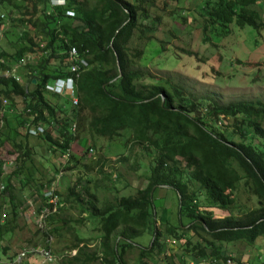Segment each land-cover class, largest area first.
Here are the masks:
<instances>
[{
	"label": "trees",
	"instance_id": "1",
	"mask_svg": "<svg viewBox=\"0 0 264 264\" xmlns=\"http://www.w3.org/2000/svg\"><path fill=\"white\" fill-rule=\"evenodd\" d=\"M260 1L199 0L202 42L229 36L236 26L251 27L255 42L264 45ZM168 5L169 0H162V5L159 0H65L64 5L0 0V28L11 21L18 31L9 41L13 52L0 47V147L9 144L14 160L8 173L9 163L0 158L1 243L17 227L25 204L22 191L28 189L40 201L38 214H45L48 237H59L64 228L73 230L71 223L81 222L66 215L73 208L97 223L98 249L89 250V242L73 232L74 241L66 248L76 252L64 255L61 264H130L133 250L136 264H178L174 258L181 264H227L228 259L246 264L243 253L232 255L231 250L237 244L256 247L264 237V100L222 103L141 69L137 60L144 49L133 42L146 45L156 40ZM177 18L186 21L182 13ZM159 42L162 52L166 41ZM71 47L87 62L77 77L71 72ZM15 65L26 70L24 81L17 68L12 73ZM66 77L75 79L76 106L46 87ZM30 125L42 126L44 132L36 137L47 151L69 153L67 161L78 160L71 148L80 139L90 142L86 152L105 139L139 155L147 153L145 187L112 201L106 198L100 206L96 192L86 184L92 181L85 179L84 184L81 178L65 191L57 184L52 194L58 201L50 203L46 189L55 179L37 176ZM92 162L104 179L111 180L102 155ZM161 186L176 197V210L167 216L162 214L167 208L156 203ZM166 241L177 245L179 256L164 255ZM1 250L7 253L6 246ZM259 259L252 264H259Z\"/></svg>",
	"mask_w": 264,
	"mask_h": 264
},
{
	"label": "rangeland",
	"instance_id": "2",
	"mask_svg": "<svg viewBox=\"0 0 264 264\" xmlns=\"http://www.w3.org/2000/svg\"><path fill=\"white\" fill-rule=\"evenodd\" d=\"M198 1L169 0L167 12L163 16V25L155 34L156 40L146 45L138 41L133 42V46L137 45L144 49V55L137 60V65L154 77L169 79L185 87L188 92L213 96L222 103L236 100H264V45L255 42L256 31L251 27L240 29L233 26L231 35L215 39L211 43H203L200 30L201 16L197 10ZM159 5H162V0H159ZM258 9L264 19V0L260 1ZM172 11L175 13L169 15ZM178 13H182L186 21L179 20ZM5 31L7 36H4ZM14 31L18 32L11 21L0 28V47L3 46L10 53L13 52V48L9 41H14ZM160 40L166 41L165 50L162 52L159 51ZM185 51H190L192 55H188ZM238 60L242 62L239 63ZM18 71L20 81H24L26 70L19 68ZM49 98L54 103L59 101L52 96ZM12 119L13 117H9V120ZM55 134L53 132L54 136ZM83 141L82 139L76 141L71 148L72 155H76L78 160L67 161V156L60 155L59 151H47L45 143L38 137H29V145L33 150L32 157L38 169L37 176L42 179H55L50 190L55 189L58 184V187L65 191L68 186L81 178L84 184L85 179H90L92 182L86 184L90 186V192H96L99 199L96 202L101 206L106 198L112 201L116 196L130 195L136 188L145 187L144 175L147 173L146 163L148 164L149 161L145 157L147 153L143 152L139 155L128 147L124 148L105 139L97 140V148L90 153L85 149L90 144L89 140ZM253 142L255 145H260L259 140ZM10 150L9 144L0 147V158L9 163L5 164L8 173L12 170L14 161L13 156L9 154ZM99 155L105 159L103 169L111 175V180L104 179V176L98 172V165L92 162ZM123 157H126L127 161L123 162ZM63 164L66 166L65 169ZM119 174L120 178H118ZM96 184L98 189L95 191ZM16 185L19 187L18 183ZM111 187L115 188L111 191L106 190ZM22 193L25 200L24 209L20 208L15 230L2 243L0 242V264H61L64 255L72 256L76 252V250L69 252L66 248L74 241L73 232L89 242V250L98 249L100 238L96 228L97 223L87 214L81 215L74 208L69 210L66 215L74 221L78 219L81 222L71 223L73 230L64 228L59 237H48L43 230L45 214H38L40 202L38 197L28 189L23 190ZM157 197V205L167 208L163 211V215L169 214L171 209L176 210V197L172 190L167 187L159 188ZM242 201L246 202L245 196L242 197ZM216 214L219 215V212ZM141 239L147 241L146 237ZM47 244L51 245L48 252L51 253L52 260L43 257ZM2 246H6L7 253L2 252ZM163 248L165 256L171 253L176 256L180 254V249L173 242L166 241ZM238 251L243 253L242 261L246 264L254 263L260 256L259 264H264V237L258 239L256 247H243L237 244L231 253L238 255ZM22 252H25L24 256H21ZM136 255V250L130 252V264H136L134 261ZM174 259L181 264L177 258Z\"/></svg>",
	"mask_w": 264,
	"mask_h": 264
},
{
	"label": "built area",
	"instance_id": "3",
	"mask_svg": "<svg viewBox=\"0 0 264 264\" xmlns=\"http://www.w3.org/2000/svg\"><path fill=\"white\" fill-rule=\"evenodd\" d=\"M51 5H64L65 0H50ZM70 57L73 60V64L71 66V72L73 73L74 77H77L79 73L81 72L82 69L87 67V62L84 59H81L79 57V53L75 47H71L69 51ZM18 68V65H15L12 68V73L14 74L16 72V68ZM74 77H66V78H60L56 79L53 83L47 84V89L56 94H62L67 97H69V100L71 101L73 106H76L78 104V99L76 96V84H75V79ZM6 103V101H3ZM72 132L76 131V125L73 124L71 127ZM29 132L36 136L39 134H42L44 132V128L42 126H36V125H30L29 126ZM70 152V151H69ZM90 153H93V149H89ZM67 157L69 156V153L66 155ZM61 175V174H60ZM1 185V183H0ZM1 188V187H0ZM53 190L46 189V196H49V202L56 204L58 201L57 196H53L52 194ZM53 211H55V208H53ZM48 212V211H47ZM50 250H46L43 253V257L45 256L48 260H52L51 258V253H49ZM25 252L21 253V256H24ZM227 264H231V260H227Z\"/></svg>",
	"mask_w": 264,
	"mask_h": 264
},
{
	"label": "crops",
	"instance_id": "4",
	"mask_svg": "<svg viewBox=\"0 0 264 264\" xmlns=\"http://www.w3.org/2000/svg\"><path fill=\"white\" fill-rule=\"evenodd\" d=\"M164 216H167V215H164ZM188 264H193L192 261L188 262ZM200 264H206V263H200Z\"/></svg>",
	"mask_w": 264,
	"mask_h": 264
},
{
	"label": "water",
	"instance_id": "5",
	"mask_svg": "<svg viewBox=\"0 0 264 264\" xmlns=\"http://www.w3.org/2000/svg\"><path fill=\"white\" fill-rule=\"evenodd\" d=\"M35 82V81H34ZM161 187H166V186H161Z\"/></svg>",
	"mask_w": 264,
	"mask_h": 264
}]
</instances>
